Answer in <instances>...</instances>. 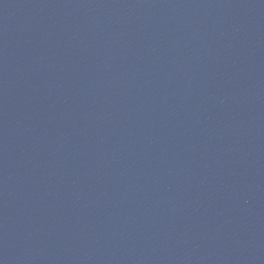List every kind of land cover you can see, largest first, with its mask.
<instances>
[{"label": "water", "instance_id": "water-1", "mask_svg": "<svg viewBox=\"0 0 264 264\" xmlns=\"http://www.w3.org/2000/svg\"><path fill=\"white\" fill-rule=\"evenodd\" d=\"M0 160L62 264H264V0H0Z\"/></svg>", "mask_w": 264, "mask_h": 264}]
</instances>
